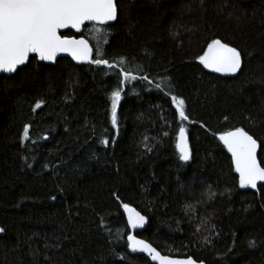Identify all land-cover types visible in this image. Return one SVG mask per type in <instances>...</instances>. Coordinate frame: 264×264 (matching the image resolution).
Masks as SVG:
<instances>
[{"label": "trees", "instance_id": "16d2710c", "mask_svg": "<svg viewBox=\"0 0 264 264\" xmlns=\"http://www.w3.org/2000/svg\"><path fill=\"white\" fill-rule=\"evenodd\" d=\"M117 5V21L98 26L108 33L104 58L116 68L69 57L48 64L32 54L15 74L0 75V264H155L128 247L123 204L146 217L138 234L164 254L264 264V189L239 187L218 139L245 128L264 166V0ZM82 34L95 49L93 25ZM213 39L241 52L235 76L200 64ZM121 58L137 80L119 83ZM172 95L185 100L189 120L180 121ZM180 126L192 154L187 163L176 149Z\"/></svg>", "mask_w": 264, "mask_h": 264}, {"label": "snow or ice", "instance_id": "6c2138e0", "mask_svg": "<svg viewBox=\"0 0 264 264\" xmlns=\"http://www.w3.org/2000/svg\"><path fill=\"white\" fill-rule=\"evenodd\" d=\"M117 19L116 0H0V72L16 73L19 66L29 62L32 54H35L32 59L38 57L39 61L54 62L60 53H68L77 62H88L114 69L117 65L104 58L101 47V42L107 43L108 33L98 26L109 25ZM86 24H92L93 31L96 33L95 38L98 43L95 48V58H93V48L86 39L70 38L61 34L62 29H74L76 32H81ZM199 62L204 68L216 73L235 75L242 69L241 52L236 47L222 43L220 39H213L208 44L204 54L199 57ZM125 63L126 61L121 58L120 71L117 73L121 77L119 80L121 85L138 79L132 74V69L124 67ZM135 70L143 71L142 68ZM139 79L147 81L148 84L153 83L147 75ZM160 80L165 82L169 78L162 77ZM155 87L157 90H163L161 83H157ZM122 91L123 88L118 87L111 94L113 127L117 124V105ZM171 101L180 121L189 120L185 112V100L172 95ZM40 107L41 103H36L35 108ZM164 135L167 136L168 133L165 132ZM23 138L28 139L27 125L24 128ZM218 139L231 154L234 171L239 176V187L257 191L264 189V166L257 158L260 147L257 139L243 127L225 131L219 135ZM102 143L107 145L108 140H103ZM176 149L179 152L180 161L187 163L191 160L192 154L184 126L179 127ZM148 150L151 151L150 148ZM205 195L211 200L216 193L209 187ZM122 206L127 213V223L131 228L144 226L145 216L128 204ZM186 207L187 210L194 211L193 205L189 204ZM200 230L201 225H197L196 231ZM3 231L4 229L0 228V233ZM127 240L128 247L133 252L146 253L159 264H196L191 257L180 259L161 255L150 243L139 240L135 236L129 235ZM205 241L210 242L207 237ZM250 245L254 246V242H250Z\"/></svg>", "mask_w": 264, "mask_h": 264}, {"label": "water", "instance_id": "95a60500", "mask_svg": "<svg viewBox=\"0 0 264 264\" xmlns=\"http://www.w3.org/2000/svg\"><path fill=\"white\" fill-rule=\"evenodd\" d=\"M116 2H117V0H116ZM117 21V20H116ZM116 21H114V22H110L109 23V25H111V24H113V23H115ZM85 27V26H84ZM84 27H83V29H82V31L81 32H76L74 29H62L61 30V34L62 35H64L63 33L64 32H66V31H69V30H73L74 31V33H76V35H73V36H68V35H65V36H68V37H70V38H76V39H81V38H83V39H86L88 42H89V45L93 48V58H94V53H95V49H94V46H93V44L91 43V41L86 37V36H84L83 34H82V32H83V30H84ZM222 43H224L223 41H221ZM61 57H69L75 64H77V65H85V64H88V62H77V61H75V60H73L72 59V57L68 54V53H60V54H58V56H57V58H56V60L54 61V62H52V61H43V62H45V63H48V64H54L59 58H61ZM29 60H30V58H29ZM28 64V63H27ZM24 65H21V66H19L18 67V69L19 68H21V67H23ZM208 70H210V69H208ZM18 71V70H17ZM210 71H212V70H210ZM213 72V71H212ZM215 74H218V75H222V76H228V77H232V76H235V75H231V74H224V73H216V72H214ZM2 74H5V75H8V76H10V75H13V74H15V73H3V72H0V75H2ZM233 130V129H232ZM186 136H187V134H186ZM188 138V137H187ZM189 144V143H188ZM259 151H260V147L258 148V151H257V158H258V160L260 161V159H259ZM237 175H238V173H237ZM238 178H239V176H238ZM259 186L260 185H258V188H259ZM244 190H252V189H244ZM252 191H257V190H252ZM130 206V205H129ZM131 208H134L136 211H138L139 213H141L137 208H135V207H132V206H130ZM123 210H124V208H123ZM125 211V210H124ZM126 213V212H125ZM126 215H127V213H126ZM141 215H143L142 213H141ZM144 216V215H143ZM127 219H128V217H127ZM145 225H146V223L144 224V226L143 227H138V228H135V229H133V228H131V234L130 235H132V236H135L137 239H139V240H144L145 242H147V243H150L149 241H147L146 239H144V238H142L141 236H139V232L142 230V229H144V227H145ZM0 228H2V227H0ZM4 232V231H3ZM2 232V233H3ZM2 233H0V234H2ZM157 251H159L160 252V250L157 248V247H155L152 243H150ZM134 253H137V254H142V255H145V256H147V257H149L150 259H151V257L150 256H148L146 253H143V252H140V251H136V252H134ZM161 253V255H164V256H168V257H170V258H180V259H184V258H188V257H179V256H172V255H168V254H164V253H162V252H160ZM191 258H193L195 261H196V264H206V263H204V262H202V261H198V260H196L194 257H191ZM152 260V259H151ZM153 261V260H152ZM155 264H159V262L158 261H153Z\"/></svg>", "mask_w": 264, "mask_h": 264}, {"label": "rangeland", "instance_id": "374dc122", "mask_svg": "<svg viewBox=\"0 0 264 264\" xmlns=\"http://www.w3.org/2000/svg\"><path fill=\"white\" fill-rule=\"evenodd\" d=\"M95 36H96V33L93 31L92 38H93V40H94L95 42H97V43H98V41H97V39L95 38Z\"/></svg>", "mask_w": 264, "mask_h": 264}]
</instances>
